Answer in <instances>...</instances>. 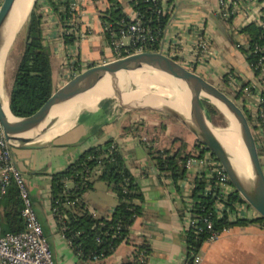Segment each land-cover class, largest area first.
Returning a JSON list of instances; mask_svg holds the SVG:
<instances>
[{"label": "crops", "instance_id": "obj_1", "mask_svg": "<svg viewBox=\"0 0 264 264\" xmlns=\"http://www.w3.org/2000/svg\"><path fill=\"white\" fill-rule=\"evenodd\" d=\"M173 4V12L162 29L158 43L163 53H177L175 41L188 40L193 26L201 25L208 39V55L201 63L194 64L193 70L214 85L223 84L222 76L227 73L231 81L227 80L224 85L231 90L241 89L255 79L239 49L247 41L246 35L239 31L242 21L240 16L221 18L217 0H173ZM39 11L43 14L42 33L49 53L53 89L67 80L68 74L76 66L82 69L107 60V46L94 8L85 7L81 25L89 31L71 45L57 37L58 27L53 24L51 11L45 6H41ZM25 20L26 18L22 20L15 34L20 28H24ZM11 42L1 64L2 87L6 96L16 60L22 49V41L16 47L11 46ZM236 86L238 88L235 89ZM262 89L264 84L259 82L253 91L240 90L236 101L249 115L255 110V93ZM157 122L165 125L161 130L163 136L170 134L169 124L166 125L168 121L160 118L156 121L143 112L129 113L118 110L109 103H100L94 109L80 111L71 122L61 124L55 121L43 132L27 136V141L17 142L11 147V160L23 177L53 264H136L139 258L142 259V264L184 263L183 212L186 196L189 194V183L194 185V178L198 175L197 171L184 170L181 177L173 179L168 169L157 168L148 154V147L151 150H169L168 145L161 146L159 139L153 136L147 145L136 138L138 130L155 126ZM190 134L193 140V135L191 132ZM172 138H176L171 143L172 146L176 140L180 142L174 148L175 152L169 151V155L178 151L196 153L201 148L195 145V139L189 141L181 136L178 129ZM107 139L115 141L126 167L138 184L142 195L140 210L129 225L126 236L109 254L95 260L81 259L57 228L51 211L50 179L52 174L64 169L84 149ZM255 140L261 152L259 159L264 171V138L258 135ZM95 178L88 180L92 181L91 186L79 198L96 217L107 216L115 205V196L109 188L102 193L91 191L93 182L97 180ZM66 186L70 187L71 184L67 183ZM104 196H107V202L102 199ZM247 212L254 216L252 211ZM143 249H146V253ZM197 255L198 264H264V226L251 222L223 229L216 240L201 243Z\"/></svg>", "mask_w": 264, "mask_h": 264}, {"label": "trees", "instance_id": "obj_2", "mask_svg": "<svg viewBox=\"0 0 264 264\" xmlns=\"http://www.w3.org/2000/svg\"><path fill=\"white\" fill-rule=\"evenodd\" d=\"M172 1L169 0V2ZM67 4L68 0H34L31 5L25 20L21 53L16 60L7 91L8 109L16 117H24L32 113L53 90L49 53L44 44L42 33L43 14L39 11L40 7L45 6L51 11L53 24L61 29L60 35L64 43L71 45L77 39L73 31L67 32L68 29L74 27V24L68 21L70 12ZM105 13L102 21H115L120 16V9L110 6ZM166 21L167 16L155 23L158 40ZM239 31L247 37L245 46L239 47V49L256 76L259 72L255 67L256 62L263 51H254V48L262 47L264 49V25L249 22L240 27ZM158 43H155L153 49L158 48ZM227 77V73L222 76L223 83H226ZM258 93L261 99L260 106L264 107V89ZM238 94L239 92L235 93L233 99H236ZM110 102L111 100L108 99L102 101L101 104H110ZM200 104L209 121H213V116L221 118V113L207 99H201ZM240 108L253 130L251 115L242 105ZM111 141L107 139L102 143L87 147L64 169L51 175L50 204L56 210L64 213L62 234L68 240L74 253L81 259H89L92 255L101 257L109 254L114 246L126 236L129 225L140 210L142 195L138 184L126 167L117 145L114 144V147L110 148ZM195 145L201 146L198 151L199 155L208 150L198 140H195ZM182 146L183 144H181V148ZM257 151L260 157V149L257 148ZM168 153L167 149L151 150V147H148V154L155 161L157 168L159 170L168 169L171 177L177 179L184 172L183 162L188 153L179 154L177 152L173 155ZM92 167L100 169L95 179L104 181L115 196V205L108 216L93 217L87 212H77L76 208L81 203H75L73 207L69 208H65L63 205L65 199L71 200L75 196L79 197L84 190L91 186L92 181H82L81 175L84 169ZM64 179L71 181L72 187L62 193ZM205 183L204 177L199 175L194 178V185L189 191V197L192 200L191 209L196 213H205L211 210L214 196L204 191ZM239 201L242 199L234 189L224 196L223 204L229 214L233 212L234 203ZM20 209L21 200L17 188L11 180L5 186L4 192L0 194V234L16 233L24 228ZM228 213L224 209L215 211L211 217L212 229L221 232L228 227L251 222L264 226V219L259 216L238 217L233 215L229 217ZM202 236L203 233L195 235L193 230L185 231V261L183 264L191 263L193 255L201 244ZM143 250L146 253V249ZM136 264H142V262L136 261Z\"/></svg>", "mask_w": 264, "mask_h": 264}, {"label": "built area", "instance_id": "obj_3", "mask_svg": "<svg viewBox=\"0 0 264 264\" xmlns=\"http://www.w3.org/2000/svg\"><path fill=\"white\" fill-rule=\"evenodd\" d=\"M259 2L260 0H217L218 13L223 19L240 16L242 18L241 27L249 22L264 25L263 0L260 5ZM67 5L68 11L70 12L68 21L74 24V27L68 29L67 32L73 31L75 33L77 36L75 41L81 39L89 31L87 27L81 25L85 7L90 6L95 9L107 46L108 60L135 52L155 51L159 49V46L157 49H153L155 43L159 42L155 23L166 16L168 19L174 9L173 1L169 2V0H68ZM110 6L120 9L119 18L115 21H102V17L105 16V12ZM202 30L201 25H194L190 30L188 40L177 39L175 41V48L178 52L172 55H166L181 65L193 70V65L201 63L208 55V39ZM60 33L61 29L58 28L57 37L59 38L61 37ZM254 51H263L258 57L255 66L259 72L254 76L255 79L253 78L251 82L241 87L240 90H243V92L257 88L259 82L264 84V49L262 47H255ZM255 95V110L251 115L253 130L248 123L254 139L258 135H262L264 138V107L260 106L261 99L259 93H255ZM112 147L114 145L110 144V148ZM183 167L187 172L197 171L196 174L198 176L202 175L206 181L204 191L214 196L211 210L205 213H196L192 210V200L189 194L186 196L183 212L185 217L184 230H193L195 235L203 233L201 243L212 242L217 239L220 232L212 229L211 217L215 211L222 209L228 213L227 208L223 204V199L234 188L219 162L208 150L204 151L201 155L198 152L188 154L183 162ZM99 172L100 169L98 167L84 169L81 175L82 181L96 177ZM11 180L14 182L21 200L20 215L23 219L24 228L16 233L5 232L0 234V264H53L47 242L42 234L41 226L31 206L25 182L21 173L11 160V147L5 140L0 125V194L4 192L5 186ZM62 182V193H64L72 187V184L67 179H64ZM67 183H70L71 186L67 187ZM192 187L193 183L190 182L188 191ZM239 197L242 199L240 195ZM75 203H81L76 208L77 212H87L91 216L96 217L77 196L71 200L65 199L63 205L65 208H69L73 207ZM249 207L242 199V201L234 203L233 212L231 214L228 213V216L256 217L258 214L254 210H251L252 208L248 210ZM51 211L54 215L57 228L64 238L62 231L64 229L63 220L65 215L62 211L56 210L52 206ZM247 211H252L254 216H251ZM66 241L68 242V240ZM97 258L98 256L92 255L88 260H95ZM138 262H142V259L139 258ZM198 262L199 257L196 251L190 264H198Z\"/></svg>", "mask_w": 264, "mask_h": 264}, {"label": "water", "instance_id": "obj_4", "mask_svg": "<svg viewBox=\"0 0 264 264\" xmlns=\"http://www.w3.org/2000/svg\"><path fill=\"white\" fill-rule=\"evenodd\" d=\"M33 1L31 0L23 20L27 17ZM14 3L15 0H0V125L3 136L10 147L14 146L17 142L27 141V136L46 130L50 125V121L47 118L57 115L69 104L77 103L78 97L89 91L92 84L101 79L112 77L115 80L114 76L116 74L126 75L141 69L162 70L169 76L184 83L187 93L186 104L190 124L186 122L185 117L168 104H164L163 109H158V111H162L177 119L195 136L196 140L208 149L223 168L234 190L258 214L257 216L264 219V171L258 156L253 133L242 109L216 85L167 56L160 48L155 51L135 52L123 57L89 65L54 88L29 115L16 117L11 114L8 109L7 96L3 91L1 78V64L5 53L3 58L1 56L2 47L8 42L10 31L13 28V24L7 23V20ZM21 23L15 26L12 37ZM10 42L11 40H9L5 52ZM109 96L113 98L112 95ZM203 98L212 103L226 117L213 101L218 102L231 116L233 125L245 150L249 167L248 181L241 179L233 169L223 146L215 134V127L212 126L201 107L200 100ZM22 146L33 147L28 145Z\"/></svg>", "mask_w": 264, "mask_h": 264}, {"label": "bare ground", "instance_id": "obj_5", "mask_svg": "<svg viewBox=\"0 0 264 264\" xmlns=\"http://www.w3.org/2000/svg\"><path fill=\"white\" fill-rule=\"evenodd\" d=\"M30 3L31 0H15L12 11L7 20V23L13 24L8 42L11 40L15 26L19 25L26 15ZM8 42L2 47V58ZM139 71L140 70H137L126 75L116 74L114 76L115 80L113 81H108L107 77L92 84L89 91L78 97L77 103L69 104L64 110H61L54 116L56 121L61 124L71 122L82 109H93L97 105L101 96H106L115 92L114 94L119 96L122 101H130L133 105L145 109H163L164 104H168L175 108L180 115L185 117L186 122L190 124L186 104L187 93L184 83L181 80L169 76L162 70L155 69L148 73L145 72L133 76ZM105 92L106 94H103ZM147 93L152 94L147 95ZM213 102L227 117L230 118L229 126L226 128H219L217 131L214 130L215 134L223 146L225 154L229 158L237 175L244 181H248L249 167L247 160L243 157L244 148H242L232 118L221 104L216 101Z\"/></svg>", "mask_w": 264, "mask_h": 264}, {"label": "rangeland", "instance_id": "obj_6", "mask_svg": "<svg viewBox=\"0 0 264 264\" xmlns=\"http://www.w3.org/2000/svg\"><path fill=\"white\" fill-rule=\"evenodd\" d=\"M22 28L19 29V32H17L11 42V46L13 47H16L18 46L19 44H21V41H22V37H23V34H24V28L21 30ZM60 39H62L60 37ZM67 60V59H66ZM108 60V59H107ZM74 61V60H72ZM75 66V62H74V65ZM76 69H74L73 71H71L67 78L71 77L73 74V72H76L77 70H79L81 67H75ZM81 70V69H80ZM153 70H150V69H141L139 72H136L135 75L133 76H137L138 74H142V73H148V72H151ZM229 78V77H227ZM108 81L109 80H113L112 77L108 78L107 79ZM229 81H231V79H228ZM220 90H222L223 92H225L230 98H234V93L235 91H238L240 92V89H237V90H231L227 87V85H224L221 84V83H217L215 84ZM238 88L237 86L235 87V89ZM115 93V92H114ZM108 94L106 96H101L99 98V101L97 102V105L95 106L98 107V105L102 102V101H106L108 99L111 100L110 104L109 105H114L118 110H124L126 112H129L131 113H146L148 115H150L153 119H155L156 121H158V119H162L164 121H168L169 123H167L166 125L168 126L169 124V130L168 132H170V134H165L164 136L161 134V130L162 128L164 129V126L162 123L160 122H157L158 124H155V126H150V128H145V129H142V130H138V133H137V140L141 143H144L146 144L147 142H149V139L151 138V136L153 137H156L157 139H159V143L161 146H166L168 145V148L170 151V153H174L175 150L174 148L177 147V145L179 144V140H176L175 141V145L172 146L171 143L173 142V140H175L176 138H172L171 137L176 134V129H178V131L180 132V135L187 138L189 141H191V134H190V131L186 130L184 127V125L182 123H180L177 119H175L174 117L162 112V111H158V110H153V109H145V108H142V107H139V106H136V105H133L130 101H122V99L117 96L116 94ZM103 94H106L103 93ZM109 95H112V97H110ZM234 101L237 103L236 99H234ZM119 104V105H118ZM127 104V105H126ZM131 104V105H130ZM131 106V107H130ZM94 109V108H93ZM85 109H82L81 111H84ZM227 117V116H226ZM222 113H221V118L217 117V116H213L212 119L213 121L211 122L212 126L215 127V131L219 130V128H226L227 126H229V122H230V118L227 117L226 118ZM47 120L50 121V124L55 122L56 119L54 116H51L49 118H47ZM160 123V124H159ZM153 133V134H152ZM193 135V134H192ZM193 140L194 139L196 140L195 136L193 135ZM241 142V141H240ZM111 144H115V141L112 140L111 141ZM147 145V144H146ZM242 145V143H241ZM243 148V146H242ZM162 149H165V148H162ZM179 154H186V153H189V152H185V151H178ZM173 155V154H172ZM243 157L246 159V154H245V150H243ZM108 190V186L105 184L104 181L102 180H95L93 182V189L91 191H100L101 193L103 191H107ZM105 202L108 201V198L107 196H104L102 198ZM111 201V200H110ZM251 209V207L248 208V210ZM253 210V209H251ZM255 212V211H254Z\"/></svg>", "mask_w": 264, "mask_h": 264}]
</instances>
